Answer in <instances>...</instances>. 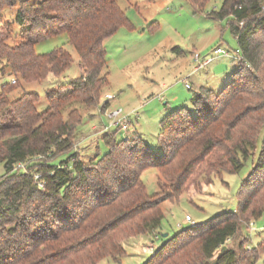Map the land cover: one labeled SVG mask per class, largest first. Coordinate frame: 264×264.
I'll return each mask as SVG.
<instances>
[{
  "label": "trees",
  "instance_id": "1",
  "mask_svg": "<svg viewBox=\"0 0 264 264\" xmlns=\"http://www.w3.org/2000/svg\"><path fill=\"white\" fill-rule=\"evenodd\" d=\"M188 1L194 9L205 2ZM118 2L0 0V8L17 5L14 22L20 27L19 41L12 43L13 23H0V65L9 69L3 75L24 82L60 77L71 55L62 48L39 55L34 45L61 33L75 49L80 71L67 86L45 93L47 108L41 113L39 95L26 92L10 100L17 81L0 84V264L119 260L126 239L162 237L163 201L191 197L200 190L199 177L211 171L237 174L247 161L251 167L241 181L237 209L166 236L144 264H254L260 248L245 249L241 230L264 213V0H222L209 14L227 19L239 68L219 91L195 93L193 109L179 107L162 119L159 152L138 137L128 143L104 136L108 151L85 163L71 146L80 122L78 115L72 118L77 110L66 119L61 111L75 102L94 106L108 84L103 41L120 27H131ZM258 143L253 160L247 148L256 151ZM17 164L25 166L16 169ZM148 167L160 176L152 196L140 179Z\"/></svg>",
  "mask_w": 264,
  "mask_h": 264
},
{
  "label": "rangeland",
  "instance_id": "2",
  "mask_svg": "<svg viewBox=\"0 0 264 264\" xmlns=\"http://www.w3.org/2000/svg\"><path fill=\"white\" fill-rule=\"evenodd\" d=\"M221 3L222 0H205L200 9H194L188 0H119L118 5L131 27L122 26L103 41L108 84L101 90L94 106L75 102L61 111L64 119L71 110H77L72 118L80 117L71 138L72 151L78 158L85 163L92 159L99 161L109 149L101 137L112 139L113 135L116 140L124 139L128 143L138 137L159 152L162 119L179 107L191 109L192 97L202 88L217 92L229 82L232 70L239 68V61L232 59L239 48L227 19L216 20L209 16L212 11L219 10ZM17 10V5L0 8V23H13L12 43L19 41L20 27L14 22ZM217 47L227 51L228 56H215L208 66L194 70L193 54H199L200 58L210 57ZM58 48L72 57L70 67L60 77L50 74L42 82H24L19 77L3 75L2 70L9 72V69L0 65V84L17 81L8 94L10 100L26 92L35 93L39 95L36 109L41 113L47 108L46 92L65 87L79 76L78 55L65 33L47 37L34 45V51L39 55ZM107 96L112 98L108 100ZM254 101L260 102L259 99ZM116 110L121 111L117 118H125L127 129L111 126L118 121L113 116ZM258 149L259 143L255 152L247 148L248 153H254L253 160ZM40 159L33 157L32 161ZM43 159L50 161L49 157ZM245 164L248 166L237 174L226 171L217 175L211 171L199 177L196 181L200 190L191 197L182 194L176 200L163 201L160 204L163 214L160 234H167L169 238L191 225L185 222V216L191 218L192 224L208 225L220 213L235 211L241 181L251 167L249 161ZM3 174L0 164V178ZM140 179L148 195L159 191L160 176L154 167L146 168ZM241 232L247 238L245 249L260 248L254 264H264V213L245 224ZM164 239L151 235L130 237L123 243L125 254L119 260L104 259L98 264H144L151 253L142 248L152 245L156 249Z\"/></svg>",
  "mask_w": 264,
  "mask_h": 264
},
{
  "label": "built area",
  "instance_id": "3",
  "mask_svg": "<svg viewBox=\"0 0 264 264\" xmlns=\"http://www.w3.org/2000/svg\"><path fill=\"white\" fill-rule=\"evenodd\" d=\"M238 52H236V56L233 54L232 55V59L234 60H240V57L237 55ZM218 55H221V56H225L227 57L228 56V52L227 51H224L222 50L221 48H215L213 51H212V54L210 57H203V58H200L199 54L197 53H194L193 56H192V59H193V62L196 64L195 67H194V70H200L206 66H208L213 58L215 56H218ZM12 83H14L15 81L12 80L11 81ZM187 88L190 87L189 83H186L185 84ZM112 97L111 96H107V99H111ZM121 111L120 110H116L114 111V117H118L120 115ZM120 117V116H119ZM118 121H115L113 124H111V126H120L121 129H127V126H126V121H125V118L124 117H121V118H117ZM18 165V168H23V164H17ZM185 222L186 223H191V225H196V224H192V220L189 216H185ZM142 250L146 253H152L153 250H154V247L152 245H149V246H144L142 248Z\"/></svg>",
  "mask_w": 264,
  "mask_h": 264
},
{
  "label": "crops",
  "instance_id": "4",
  "mask_svg": "<svg viewBox=\"0 0 264 264\" xmlns=\"http://www.w3.org/2000/svg\"><path fill=\"white\" fill-rule=\"evenodd\" d=\"M235 70L236 69H233L232 72L230 73V75H229L230 76V79H231V76H232L233 72H235ZM228 81H230V80H228Z\"/></svg>",
  "mask_w": 264,
  "mask_h": 264
},
{
  "label": "water",
  "instance_id": "5",
  "mask_svg": "<svg viewBox=\"0 0 264 264\" xmlns=\"http://www.w3.org/2000/svg\"><path fill=\"white\" fill-rule=\"evenodd\" d=\"M166 236H167V234H163V235H162V237H166ZM222 249H224V247H222Z\"/></svg>",
  "mask_w": 264,
  "mask_h": 264
}]
</instances>
